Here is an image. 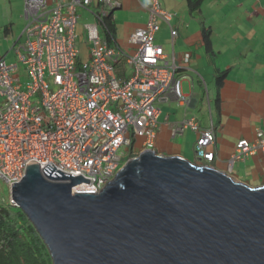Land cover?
Wrapping results in <instances>:
<instances>
[{
	"label": "built area",
	"instance_id": "1",
	"mask_svg": "<svg viewBox=\"0 0 264 264\" xmlns=\"http://www.w3.org/2000/svg\"><path fill=\"white\" fill-rule=\"evenodd\" d=\"M92 0H22L26 20L24 43L16 52V63L0 58V180L9 190L18 183L26 166L48 165L71 177L81 176L72 194H98L120 170L121 161L144 151H154L159 130L157 105L171 99L179 105L188 100L181 91L179 63L164 54L155 43V35L164 23L171 41L174 14L161 8L160 0H141L146 12L145 26L128 38L132 55L116 45L109 46L106 30L100 25L118 0H98L105 8L92 13L97 24L85 25L90 44L87 61L79 62L76 47L77 10H88ZM131 69L122 81L115 73L120 61ZM187 62V56L184 58ZM17 65L26 69L27 83L20 89L12 73ZM39 96V102H35ZM114 106V109L112 107ZM190 130L198 133L194 144L195 159L204 164L214 160L208 151L215 143L213 129H200L194 118L174 125L171 136ZM144 141L134 149V141ZM259 151L264 156V132L256 131L255 140H240L227 161L230 174L236 161ZM127 159V160H128ZM69 183V180L64 181Z\"/></svg>",
	"mask_w": 264,
	"mask_h": 264
},
{
	"label": "water",
	"instance_id": "2",
	"mask_svg": "<svg viewBox=\"0 0 264 264\" xmlns=\"http://www.w3.org/2000/svg\"><path fill=\"white\" fill-rule=\"evenodd\" d=\"M42 171L26 166L10 197L52 264H264V185L153 151L98 194H72L81 176Z\"/></svg>",
	"mask_w": 264,
	"mask_h": 264
},
{
	"label": "crops",
	"instance_id": "3",
	"mask_svg": "<svg viewBox=\"0 0 264 264\" xmlns=\"http://www.w3.org/2000/svg\"><path fill=\"white\" fill-rule=\"evenodd\" d=\"M118 1L120 6L112 13L113 42L108 44L132 55L134 47L129 45L128 37L145 26L147 15L141 0ZM194 1L197 0H160L161 8L174 14L171 25L176 36L171 41L169 28L161 22L155 43L179 63L178 76L190 81L186 87L187 105H179L174 99L159 104H176L183 113L169 120V114L161 118L159 111L154 151L200 164L194 156L198 133L186 130L171 136L174 125L194 118L200 129H213L215 143L208 151L214 153V160L209 165L225 172L237 142L251 143L256 131L264 132V0H200L193 7ZM92 3L99 9L98 0ZM94 24L97 22L93 16L92 23L86 25ZM25 25L22 0H0V58L7 63L17 62L16 52L24 43ZM85 42L88 45L82 57L77 47L79 62L88 59L90 44ZM123 62L115 68L122 81L132 74ZM222 74L223 79L217 82ZM12 77L23 89L26 71L20 73L17 65ZM230 176L250 187L264 185V156L257 151L236 161Z\"/></svg>",
	"mask_w": 264,
	"mask_h": 264
},
{
	"label": "trees",
	"instance_id": "4",
	"mask_svg": "<svg viewBox=\"0 0 264 264\" xmlns=\"http://www.w3.org/2000/svg\"><path fill=\"white\" fill-rule=\"evenodd\" d=\"M199 2L194 1L191 5L195 7ZM100 25L106 30L104 35L110 44L114 31L112 14L103 16ZM223 77L224 74L218 76L217 82H221ZM40 246L41 240L19 210L15 212L11 207L0 208V264H48V261L50 264L47 251ZM38 247L42 249L41 252Z\"/></svg>",
	"mask_w": 264,
	"mask_h": 264
},
{
	"label": "rangeland",
	"instance_id": "5",
	"mask_svg": "<svg viewBox=\"0 0 264 264\" xmlns=\"http://www.w3.org/2000/svg\"><path fill=\"white\" fill-rule=\"evenodd\" d=\"M105 7L100 5L99 9L96 7L95 3H92L90 4V6L88 7V10L95 13V12H102V10L104 9ZM115 12L113 13H116V10H114ZM93 14L84 10V9H78L77 10V16H78V21H77V25H76V36H77V43H76V47H79L81 53H80V56L82 57V55H85V49L87 48V45L85 40H86V37H85V32H84V25L86 24H91L92 21H93ZM129 38V37H128ZM129 43V42H128ZM130 45V44H129ZM131 47V46H130ZM89 51V49H88ZM132 53V52H131ZM78 57H79V54H78ZM8 62V61H7ZM16 61H14L15 63ZM124 63V62H123ZM8 64H11L10 62ZM19 66H20V69H19ZM18 70L21 72H24L26 71L25 67L22 66V65H18ZM126 70L127 71H130L131 72V69H128V67H126ZM18 72V71H17ZM187 81H190V79H186V78H181L180 80V83H181V89H182V94L185 96L187 95L186 92H187ZM27 83V79L24 81V86L25 84ZM23 86V87H24ZM35 102H39V96H36L35 98ZM156 108L161 112V118H163L166 114H169V120H172L173 118H176L177 116H181L182 113H183V109L182 108H179L176 104H171V105H157ZM112 109H114V106L112 107ZM161 120V119H160ZM159 122V121H158ZM134 141V144H133V147L134 149H139L140 146H141V143L144 141L143 138L141 137H137L135 140L132 139ZM156 142V139L154 140V143ZM125 158L121 161L120 163V166H123L124 163L127 161L129 155L125 153ZM198 162V161H197ZM200 163V162H198ZM8 198H9V190H8V187L6 186V184L0 180V200L3 201V203H5L7 205V201H8ZM13 210L15 212L18 211V209H14ZM21 212V211H20ZM22 213V212H21ZM23 214V213H22ZM25 217V216H24ZM25 220L27 221L26 217H25ZM28 222V221H27ZM29 223V222H28ZM30 224V223H29ZM31 225V224H30ZM32 227V226H31ZM42 242V241H41ZM42 249L44 248V250L47 251V254L49 255L48 253V250L47 248L45 247V245L43 244L42 242V246H40ZM38 247V250L39 252L42 251V249ZM45 259H47V257H44ZM50 258V256H49ZM48 264H49V261H48ZM50 264H52L51 262V259H50Z\"/></svg>",
	"mask_w": 264,
	"mask_h": 264
},
{
	"label": "clouds",
	"instance_id": "6",
	"mask_svg": "<svg viewBox=\"0 0 264 264\" xmlns=\"http://www.w3.org/2000/svg\"><path fill=\"white\" fill-rule=\"evenodd\" d=\"M113 12H114V11H113ZM113 12H112V13H113ZM112 13H111V14H112ZM178 77H179V76H178ZM153 152L155 153V151H153ZM157 155H158V154H157ZM137 156H138V155H137ZM135 157H136V156H135ZM132 158H134V157H132ZM130 159H131V158H130ZM128 160H129V159H128ZM198 162H199V161H198ZM210 163H211V162H210ZM210 163H208V164H204V163L200 162V164H197V163H194V164H196V165H202V166H210V165H209ZM121 167H122V166H121ZM210 167H211V166H210ZM222 172H223V171H222ZM224 173H225V172H224ZM227 175L230 176V174H227ZM15 209H16V208H15Z\"/></svg>",
	"mask_w": 264,
	"mask_h": 264
}]
</instances>
